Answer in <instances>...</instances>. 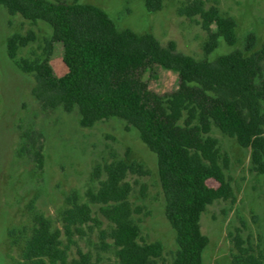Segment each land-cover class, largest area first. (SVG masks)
I'll use <instances>...</instances> for the list:
<instances>
[{
	"label": "trees",
	"instance_id": "trees-1",
	"mask_svg": "<svg viewBox=\"0 0 264 264\" xmlns=\"http://www.w3.org/2000/svg\"><path fill=\"white\" fill-rule=\"evenodd\" d=\"M147 12L156 13L162 0H144ZM182 16L200 18L208 32L206 54L238 42L237 23L218 7L206 8L204 0H186ZM11 15L52 27L47 53L42 57L18 60L17 51L28 45L33 35H13L7 42L8 56L24 74L33 75L32 95L45 109L78 110L83 127L117 118L136 130L142 142L157 156L158 174L165 197V213L176 234L178 251L172 264H204L203 253L209 238L203 234L201 219L217 200L234 199L226 176L228 157L211 135L213 127L251 149L253 169L264 176V41L255 50L254 34L247 37L246 52L235 50L214 60H198L167 46L151 33L119 29L102 8L88 3L62 0H0ZM62 44L66 68L58 76L52 66L55 44ZM156 66L178 75V88L159 94L150 88ZM34 155L43 166V146ZM23 150H28L23 148ZM30 152V151H29ZM140 168L123 161L106 167L107 179L98 193L91 195L101 214L112 224L118 264H159L164 252L161 242L143 243L134 215L139 212L130 201L129 172ZM217 183V187L209 182ZM93 219L89 205L73 202L63 214L64 234L69 244L76 232ZM45 217L37 220L26 243V264H87L70 261L69 244L62 240ZM232 264H264L240 235L234 238Z\"/></svg>",
	"mask_w": 264,
	"mask_h": 264
},
{
	"label": "rangeland",
	"instance_id": "rangeland-1",
	"mask_svg": "<svg viewBox=\"0 0 264 264\" xmlns=\"http://www.w3.org/2000/svg\"><path fill=\"white\" fill-rule=\"evenodd\" d=\"M62 1L94 4L105 10L119 29L151 33L163 46L174 41L178 52L198 60H214L235 50L247 53L250 34L257 39L255 50L264 41V0H204L206 8L218 7L237 23V44L229 46L221 41L211 54L205 52L209 34L200 18L180 14L186 0H162L163 7L156 13L147 12L144 0ZM52 34L47 23L11 15L0 5V264H26V243L40 217L60 229L64 244H69L63 214L74 201L89 205L94 220L75 233L74 242L69 244L70 261H80L82 254L87 256V264H118L109 236L112 224L91 197L106 181V167L118 161L141 170L129 172L125 179L132 187L130 201L139 210L134 219L141 242H161L164 252L159 264H172L178 245L165 213L156 154L121 119L86 128L77 109L71 113L61 108L45 109L32 95L34 76L22 73L9 58L7 42L13 35H33V40L17 51V59L22 61L44 56ZM62 56L63 46L57 43L51 59L58 76L66 73ZM178 85L174 72L156 66L151 73L150 88L159 94L172 93ZM211 135L228 157L226 176L234 199L217 200L203 214L202 232L210 241L203 260L204 264H232L236 235L251 243L257 254L264 253V176L253 169L251 149L216 127ZM34 144L43 146L42 167L35 159ZM209 184L218 186L213 181Z\"/></svg>",
	"mask_w": 264,
	"mask_h": 264
}]
</instances>
